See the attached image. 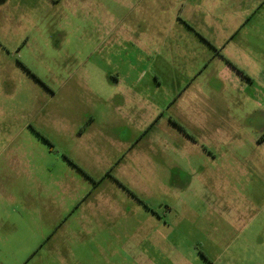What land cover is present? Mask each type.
I'll list each match as a JSON object with an SVG mask.
<instances>
[{
    "label": "rangeland",
    "instance_id": "1",
    "mask_svg": "<svg viewBox=\"0 0 264 264\" xmlns=\"http://www.w3.org/2000/svg\"><path fill=\"white\" fill-rule=\"evenodd\" d=\"M6 1L0 264H264V0Z\"/></svg>",
    "mask_w": 264,
    "mask_h": 264
},
{
    "label": "crops",
    "instance_id": "2",
    "mask_svg": "<svg viewBox=\"0 0 264 264\" xmlns=\"http://www.w3.org/2000/svg\"><path fill=\"white\" fill-rule=\"evenodd\" d=\"M227 0H203L201 4H205V6L208 7H212V8H208L207 10V15H208V20L206 21L209 25L211 26H217L220 23V17H217L213 14V10L217 9L221 10L224 13H227V11H224V5L226 3ZM2 2L6 5V0H2ZM4 5V6H5ZM216 6V7H214ZM235 15L238 13L242 20L239 26V30H241L244 26L247 25L246 20L248 18V16H250L251 11H242L241 12V7L245 8V5L241 6V2L238 5V3H236L235 5ZM224 22V20H222ZM213 141V140H212Z\"/></svg>",
    "mask_w": 264,
    "mask_h": 264
}]
</instances>
